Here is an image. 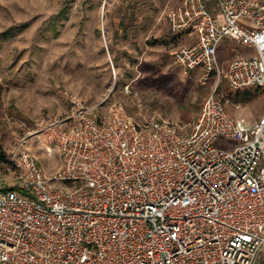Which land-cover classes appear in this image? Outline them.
<instances>
[{
    "label": "built area",
    "instance_id": "1",
    "mask_svg": "<svg viewBox=\"0 0 264 264\" xmlns=\"http://www.w3.org/2000/svg\"><path fill=\"white\" fill-rule=\"evenodd\" d=\"M166 17L192 38L173 53L184 73L219 81V51L234 43L249 52L228 63V88L264 90V0H179ZM103 103L70 98L67 116L36 121L0 160V264L264 260V112L234 119L217 85L189 130L137 122L116 102L101 114ZM30 141L58 155L55 172Z\"/></svg>",
    "mask_w": 264,
    "mask_h": 264
},
{
    "label": "rangeland",
    "instance_id": "2",
    "mask_svg": "<svg viewBox=\"0 0 264 264\" xmlns=\"http://www.w3.org/2000/svg\"><path fill=\"white\" fill-rule=\"evenodd\" d=\"M177 0H0V160L41 119L65 117L70 98L88 106L119 103L135 121H168L189 130L228 63L245 48L228 43L219 51L221 79L201 70L184 73L173 53L191 42L175 37L167 12ZM232 50H234L232 52ZM254 91V88L251 89ZM230 115L255 124L264 92L228 104ZM231 139L215 146L228 148ZM28 145L49 172L57 154ZM264 260L257 264H263Z\"/></svg>",
    "mask_w": 264,
    "mask_h": 264
},
{
    "label": "trees",
    "instance_id": "3",
    "mask_svg": "<svg viewBox=\"0 0 264 264\" xmlns=\"http://www.w3.org/2000/svg\"><path fill=\"white\" fill-rule=\"evenodd\" d=\"M219 87L220 90H223L225 96L229 98L232 102L243 104L252 101L256 97L257 93H259L260 91L264 92V90H262L261 88L254 89V91H251V89H245L240 93L232 92L228 88L225 80L220 82Z\"/></svg>",
    "mask_w": 264,
    "mask_h": 264
},
{
    "label": "crops",
    "instance_id": "4",
    "mask_svg": "<svg viewBox=\"0 0 264 264\" xmlns=\"http://www.w3.org/2000/svg\"><path fill=\"white\" fill-rule=\"evenodd\" d=\"M177 2H179V0H177ZM167 25L169 26V24H168V21H167ZM170 29V28H169ZM175 36V35H174ZM175 37H177V38H187L188 40H189V42H191L192 41V38L191 37H188L187 35H179V36H175ZM249 51L248 50H245V51H243V53H248ZM250 125V124H249Z\"/></svg>",
    "mask_w": 264,
    "mask_h": 264
}]
</instances>
